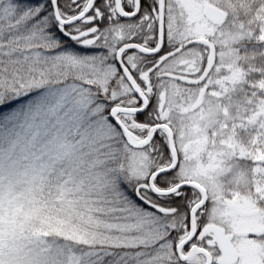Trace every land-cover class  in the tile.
<instances>
[{"label": "snow or ice", "instance_id": "snow-or-ice-1", "mask_svg": "<svg viewBox=\"0 0 264 264\" xmlns=\"http://www.w3.org/2000/svg\"><path fill=\"white\" fill-rule=\"evenodd\" d=\"M0 264H264V0H0Z\"/></svg>", "mask_w": 264, "mask_h": 264}]
</instances>
